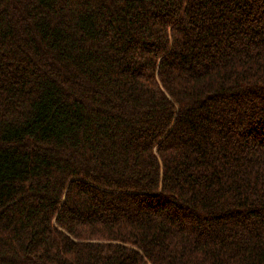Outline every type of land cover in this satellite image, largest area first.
I'll return each mask as SVG.
<instances>
[{
    "label": "trees",
    "instance_id": "1",
    "mask_svg": "<svg viewBox=\"0 0 264 264\" xmlns=\"http://www.w3.org/2000/svg\"><path fill=\"white\" fill-rule=\"evenodd\" d=\"M0 264H264V0H0Z\"/></svg>",
    "mask_w": 264,
    "mask_h": 264
}]
</instances>
